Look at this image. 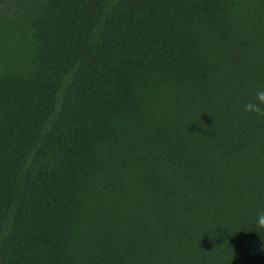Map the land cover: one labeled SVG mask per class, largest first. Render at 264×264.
<instances>
[{"label": "trees", "instance_id": "obj_1", "mask_svg": "<svg viewBox=\"0 0 264 264\" xmlns=\"http://www.w3.org/2000/svg\"><path fill=\"white\" fill-rule=\"evenodd\" d=\"M259 91L264 0H0V264H264Z\"/></svg>", "mask_w": 264, "mask_h": 264}, {"label": "clouds", "instance_id": "obj_2", "mask_svg": "<svg viewBox=\"0 0 264 264\" xmlns=\"http://www.w3.org/2000/svg\"><path fill=\"white\" fill-rule=\"evenodd\" d=\"M257 99L260 101L261 104H264V91H259L257 92ZM243 110L245 112H249V111H256V112H261L262 110L260 109V107L256 104H253L251 102L246 103L243 106ZM256 228H264V213H260L257 217L256 220Z\"/></svg>", "mask_w": 264, "mask_h": 264}]
</instances>
